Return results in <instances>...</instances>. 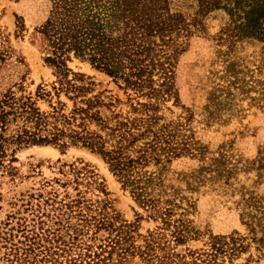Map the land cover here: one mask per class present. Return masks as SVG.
Instances as JSON below:
<instances>
[{
  "label": "rangeland",
  "instance_id": "374dc122",
  "mask_svg": "<svg viewBox=\"0 0 264 264\" xmlns=\"http://www.w3.org/2000/svg\"><path fill=\"white\" fill-rule=\"evenodd\" d=\"M169 6L189 22L190 31L177 39L174 88L178 101L170 96L159 102L157 113L159 124L177 128L178 139L187 141L189 151L163 168L150 163L142 170L153 171L161 179L153 185V196L174 199L177 206L172 217L192 229V236L176 250L203 247L212 234L237 232L250 242L238 261L251 254L255 259L260 256L254 263H263L264 248L257 249L258 242L252 237L264 236V219L255 223V233L246 223L256 211L254 204L264 205V160L259 161L264 154L263 43L252 37H227L236 22L223 7L198 11L199 0H169ZM45 8L46 0H0V28L8 48V55L0 60V95L8 89L31 95L46 112L62 101L68 112L73 100L63 91L56 94L54 68L44 61L28 34L15 35V14L22 15L31 28L32 17ZM67 66L80 75L79 84L89 85L90 94H98L108 104L101 107L104 117L141 115L134 106L137 99L145 98H137L122 82L80 57L73 56ZM39 86L50 94L38 92ZM90 127L99 130L96 124ZM14 148V174L0 171V263L11 247L24 246L26 235L64 233L69 219L60 203L75 197L78 190L88 198L99 195L107 199L121 219L136 223L141 235L161 225L160 218L151 216L91 149L11 144L9 152ZM75 166L92 171L106 192L89 186L85 179L77 183ZM70 221L74 223L76 218ZM137 243H143V237ZM132 264L144 263L136 257Z\"/></svg>",
  "mask_w": 264,
  "mask_h": 264
},
{
  "label": "trees",
  "instance_id": "16d2710c",
  "mask_svg": "<svg viewBox=\"0 0 264 264\" xmlns=\"http://www.w3.org/2000/svg\"><path fill=\"white\" fill-rule=\"evenodd\" d=\"M220 7L236 22L227 37H252L264 48V0H199L198 11ZM30 27L22 15L15 14V35L28 34V40L55 70L56 94L65 92L73 107L65 112V103L58 101L46 112L31 95H18L11 89L2 93L0 171L14 174L15 148L9 152L11 144L85 146L101 155L135 200L151 216L160 218L161 225L141 235L136 223L121 219L107 199L99 195L88 198L78 190L75 197L60 203L69 219L64 233L26 235L24 246L11 247L0 264H132L136 257L144 264H257L260 256L255 259L251 254L238 261L250 242L237 232L212 234L203 247L176 250L192 236V229L172 217L177 206L174 199L153 196V185L161 179L153 171L142 170L150 163L163 168L189 151L187 141L178 139L177 128L159 124L157 113L159 102L170 96L178 101L174 88L177 39L190 31L189 22L170 9L169 0H46V8L32 17ZM7 55L0 28V60ZM73 56L88 60L137 98H145L137 99L134 106L141 115L104 117L101 107L108 104L98 94H90L89 85L79 84L80 75L67 66ZM38 92L50 94L40 86ZM91 124L99 130L91 129ZM73 168L77 183L85 179L89 186L106 192L92 171L85 166ZM254 206L256 211L246 220L252 233L255 223L264 219V205ZM72 218H76L74 223ZM139 237L143 243H137ZM252 239L258 242L257 249L264 248V236L253 235Z\"/></svg>",
  "mask_w": 264,
  "mask_h": 264
}]
</instances>
